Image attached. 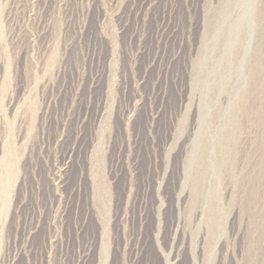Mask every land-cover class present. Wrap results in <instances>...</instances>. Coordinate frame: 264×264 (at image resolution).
I'll return each instance as SVG.
<instances>
[{
	"label": "rangeland",
	"instance_id": "374dc122",
	"mask_svg": "<svg viewBox=\"0 0 264 264\" xmlns=\"http://www.w3.org/2000/svg\"><path fill=\"white\" fill-rule=\"evenodd\" d=\"M0 264H264V0H0Z\"/></svg>",
	"mask_w": 264,
	"mask_h": 264
}]
</instances>
